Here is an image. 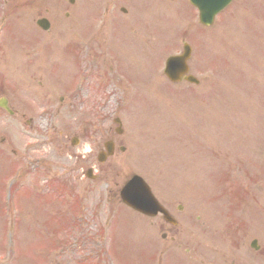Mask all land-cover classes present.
<instances>
[{"label":"rangeland","instance_id":"obj_1","mask_svg":"<svg viewBox=\"0 0 264 264\" xmlns=\"http://www.w3.org/2000/svg\"><path fill=\"white\" fill-rule=\"evenodd\" d=\"M63 1L62 11L72 17L75 8ZM151 1L143 0L133 10L130 32L126 27H122L123 33L116 28L110 39L111 28L106 25L98 36L105 45L122 46L116 52L120 57L117 72L122 75L119 89L107 87L111 81L99 68L86 90L70 92L75 59L71 66L66 63L69 74L59 79L68 88L54 81L53 75L64 68L60 64L58 69L50 65L48 77L33 75L32 79L38 80L31 82L34 87L29 95L16 96L9 87L8 94H0L23 110L15 118L0 111V187L3 185L4 191L3 197L0 193V264H264V0H235L204 35L194 14L190 27L196 33L194 40L188 41L193 48L190 73L200 83H184L180 85L183 88L172 86L161 72L165 59L181 52L187 31L184 24L189 23L191 10L185 0L158 3L163 9L157 22L166 32L155 55L153 49L145 48L153 34L139 35L138 28L143 30L147 23L157 27L158 23L151 16L148 21V15L137 17ZM90 4L82 6L81 12L100 11L99 0H90ZM101 5L99 16L112 3ZM166 7L175 16L166 17ZM46 9L51 16L57 15L61 0H34L30 10L0 9L11 17L3 34L8 50L1 52L5 58L0 62V86L17 84L14 75L23 69L21 62L25 63L17 43L26 45L29 32L40 38L35 22ZM116 12L118 21L122 14ZM55 20L61 25L71 23ZM91 20L92 15L82 18V32L89 30ZM226 31H233L231 38H223ZM172 33L177 35L170 44ZM51 39L57 41L53 35ZM133 43L143 44L144 56L139 58V48ZM1 44L0 51L4 49ZM45 50L54 53L56 48ZM75 53L72 48L61 55L63 60L73 59ZM89 56L95 62L92 51ZM96 62L102 65L100 60ZM117 62L114 56L112 63ZM103 82L108 94L101 87ZM190 90L199 100L186 94ZM172 95L181 98L171 99ZM195 113L197 126L205 123V130L190 136L192 143L187 146L180 129L186 127L188 114ZM115 117L122 123L120 137L113 134ZM188 119L193 123L194 116ZM98 130L115 143L114 155L104 165L96 162V154L85 156L79 151L85 144L95 145L96 151ZM75 136L79 143L71 145ZM90 166L96 168L94 181L84 177ZM133 175L142 177L159 201L168 205L177 226L165 225L159 218H142L121 204L118 191ZM13 182L17 186L12 187ZM31 187L39 202L31 201ZM228 191L236 192V204L227 197ZM42 197H49V203ZM236 217L238 224H229V218ZM233 235L238 238L233 240ZM252 240L257 241L258 251L250 248Z\"/></svg>","mask_w":264,"mask_h":264},{"label":"water","instance_id":"obj_2","mask_svg":"<svg viewBox=\"0 0 264 264\" xmlns=\"http://www.w3.org/2000/svg\"><path fill=\"white\" fill-rule=\"evenodd\" d=\"M229 0H192L201 11V21L210 24L213 16L227 4ZM123 200L131 207L151 214L157 209L148 188L141 180L135 178L121 192Z\"/></svg>","mask_w":264,"mask_h":264},{"label":"clouds","instance_id":"obj_3","mask_svg":"<svg viewBox=\"0 0 264 264\" xmlns=\"http://www.w3.org/2000/svg\"><path fill=\"white\" fill-rule=\"evenodd\" d=\"M94 148L95 145L93 144H85L79 149V151L86 156L88 153L93 152Z\"/></svg>","mask_w":264,"mask_h":264}]
</instances>
